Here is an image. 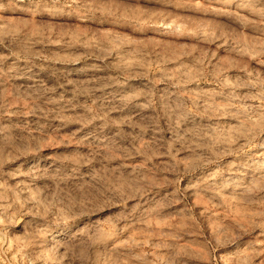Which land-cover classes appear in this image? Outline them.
<instances>
[{
  "label": "rangeland",
  "instance_id": "1",
  "mask_svg": "<svg viewBox=\"0 0 264 264\" xmlns=\"http://www.w3.org/2000/svg\"><path fill=\"white\" fill-rule=\"evenodd\" d=\"M0 264H264V0H0Z\"/></svg>",
  "mask_w": 264,
  "mask_h": 264
}]
</instances>
